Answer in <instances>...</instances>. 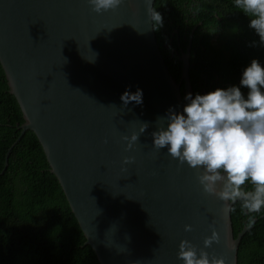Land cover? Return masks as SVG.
<instances>
[{
    "label": "water",
    "instance_id": "95a60500",
    "mask_svg": "<svg viewBox=\"0 0 264 264\" xmlns=\"http://www.w3.org/2000/svg\"><path fill=\"white\" fill-rule=\"evenodd\" d=\"M153 1L96 13L88 0H0V66L23 118L4 166L31 130L99 264H182L181 239L203 247L210 225L220 242L207 251L236 264L248 227L233 237L223 201L203 192L196 170L153 146L157 117L182 111L192 93L187 48L178 80L158 49ZM137 88L143 103L125 107L121 94ZM133 132L126 150L122 136Z\"/></svg>",
    "mask_w": 264,
    "mask_h": 264
},
{
    "label": "trees",
    "instance_id": "16d2710c",
    "mask_svg": "<svg viewBox=\"0 0 264 264\" xmlns=\"http://www.w3.org/2000/svg\"><path fill=\"white\" fill-rule=\"evenodd\" d=\"M152 7L163 16V26L152 27L175 80L181 61L169 49L180 52L189 46L187 75L193 96L232 85L247 95L248 89L240 85L243 69L253 58L264 66V45L234 0H154ZM22 123L0 66V264H99L90 246L82 244V231L31 130H24L10 148L4 166ZM232 207L234 237L246 226L247 216L238 202ZM236 264H264V212L241 236Z\"/></svg>",
    "mask_w": 264,
    "mask_h": 264
},
{
    "label": "clouds",
    "instance_id": "9594fccd",
    "mask_svg": "<svg viewBox=\"0 0 264 264\" xmlns=\"http://www.w3.org/2000/svg\"><path fill=\"white\" fill-rule=\"evenodd\" d=\"M123 0H88L96 13L115 10ZM234 7L249 17V27L264 45V0H234ZM199 7L197 11H201ZM154 27L163 26V16L148 8ZM240 85L248 89L247 95L236 85L216 88L205 94L187 93L182 111L169 107L165 116L157 117L156 130L151 133L157 150L167 148V154L180 165L185 163L196 170V178L204 193L223 201V211H240L247 216L246 227L251 228L256 217L264 212V66L253 58L243 69ZM126 107L130 102L143 103V91L125 90L120 97ZM148 128L141 122L140 133ZM127 149L133 147L139 134L122 136ZM133 157H124L129 164ZM211 235L203 239L198 248L192 241L181 239L177 257L182 264H226L221 255L207 251L220 235L212 225ZM185 232L193 225L185 224Z\"/></svg>",
    "mask_w": 264,
    "mask_h": 264
},
{
    "label": "flooded vegetation",
    "instance_id": "af4514ba",
    "mask_svg": "<svg viewBox=\"0 0 264 264\" xmlns=\"http://www.w3.org/2000/svg\"><path fill=\"white\" fill-rule=\"evenodd\" d=\"M170 44V38H168L167 40H166V42H165V46H168ZM186 48H187V62H188V64H189V46H186ZM183 54L186 52V49H185V51H181ZM169 54L172 56V55H174V56H176V58L177 59H179L181 62H180V70H181V67H182V56H181V54H180V52H177L176 51V49L173 47V46H171V48L169 49Z\"/></svg>",
    "mask_w": 264,
    "mask_h": 264
}]
</instances>
